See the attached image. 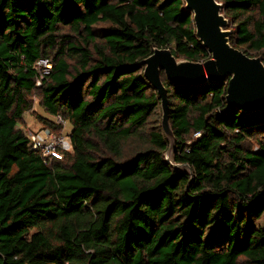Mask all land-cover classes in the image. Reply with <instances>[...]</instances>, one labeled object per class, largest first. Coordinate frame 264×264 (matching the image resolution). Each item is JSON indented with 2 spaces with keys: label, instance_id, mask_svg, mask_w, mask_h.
<instances>
[{
  "label": "trees",
  "instance_id": "trees-1",
  "mask_svg": "<svg viewBox=\"0 0 264 264\" xmlns=\"http://www.w3.org/2000/svg\"><path fill=\"white\" fill-rule=\"evenodd\" d=\"M216 1L231 45L264 54V0ZM154 48L209 57L182 0H0V264H264V110L161 73L189 171L172 168L142 75ZM34 96L41 124L69 123V154L30 149Z\"/></svg>",
  "mask_w": 264,
  "mask_h": 264
},
{
  "label": "water",
  "instance_id": "water-1",
  "mask_svg": "<svg viewBox=\"0 0 264 264\" xmlns=\"http://www.w3.org/2000/svg\"><path fill=\"white\" fill-rule=\"evenodd\" d=\"M185 11L192 15L195 36L209 57L201 62L178 61L169 48L153 49L146 57L142 75L159 99L160 128L167 141L164 161L176 170L189 171L186 165L175 164V139L168 121L166 91L160 75L175 86L196 87L205 82L226 81L224 110L244 112L264 110V64L230 43L229 21L221 13L216 0H182Z\"/></svg>",
  "mask_w": 264,
  "mask_h": 264
},
{
  "label": "rangeland",
  "instance_id": "rangeland-1",
  "mask_svg": "<svg viewBox=\"0 0 264 264\" xmlns=\"http://www.w3.org/2000/svg\"><path fill=\"white\" fill-rule=\"evenodd\" d=\"M103 26L104 25H98L97 27H103ZM229 30L231 31L230 28H229ZM62 31L66 32L67 30L63 29ZM169 48L171 49V47H169ZM257 57H260L262 59L263 64H264V54L253 55L252 58H257ZM176 60L181 61V60H184V59L176 58ZM48 66H50V64H48ZM36 67H37L38 71H40L41 73L43 72V71H41L42 69H44V66H43L42 63L37 64ZM32 101H33V103H32L31 110L26 112V113H24L22 115L23 120L17 125V127L22 131V133L26 137H29L30 134H34V133L40 131L41 129H47V130H49V132L51 133V135L54 138L53 139L54 144H56L57 141L60 140L61 138H67L68 147H67L66 150H61L58 147H55V149H58L60 152L62 151V153L69 154L70 151H71L70 143H69V134H70V131H71V127H70L69 123L65 122V121H64V123H59L58 124V125H60L59 129H51L50 126H46L44 124H41L39 119L37 118V116L40 117V118L48 119L50 121H53V119H52V117H50L47 114H45L43 112V110L39 107L38 100L36 99L35 96L32 98ZM159 113H160V110L158 108V110L156 112V116H157L158 121H159V118H160V114ZM47 127H49V128H47ZM191 137H192V135L190 136V138ZM254 147L256 148V145ZM62 153H58V154L61 155ZM48 157H50V156H49L48 153H46V159H48Z\"/></svg>",
  "mask_w": 264,
  "mask_h": 264
},
{
  "label": "built area",
  "instance_id": "built-area-1",
  "mask_svg": "<svg viewBox=\"0 0 264 264\" xmlns=\"http://www.w3.org/2000/svg\"><path fill=\"white\" fill-rule=\"evenodd\" d=\"M39 63H42L44 66V69L41 70L43 71L41 75L47 73V71L50 69L51 64L46 60H38L35 64V67ZM48 64H50V66H48ZM35 86H39V81H36ZM55 123L56 124L64 123V121L59 117H57L55 119ZM195 136H197V134H195L194 137ZM27 138L29 141L30 149L38 152L44 158H46V153H48L49 156H55L56 150H58L55 149V147H58L61 150H66L68 147L67 138H61L60 140L57 141L56 144H54L53 142L54 138L47 129H41L40 131L34 134H30L29 137Z\"/></svg>",
  "mask_w": 264,
  "mask_h": 264
},
{
  "label": "clouds",
  "instance_id": "clouds-1",
  "mask_svg": "<svg viewBox=\"0 0 264 264\" xmlns=\"http://www.w3.org/2000/svg\"><path fill=\"white\" fill-rule=\"evenodd\" d=\"M56 154H57V152H56ZM56 156V155H55Z\"/></svg>",
  "mask_w": 264,
  "mask_h": 264
}]
</instances>
